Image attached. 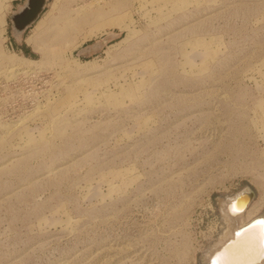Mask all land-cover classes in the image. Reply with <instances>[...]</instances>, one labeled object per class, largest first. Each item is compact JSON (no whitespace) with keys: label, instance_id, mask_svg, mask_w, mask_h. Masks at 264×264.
<instances>
[{"label":"rangeland","instance_id":"rangeland-1","mask_svg":"<svg viewBox=\"0 0 264 264\" xmlns=\"http://www.w3.org/2000/svg\"><path fill=\"white\" fill-rule=\"evenodd\" d=\"M0 0V264H201L220 200L264 212V0Z\"/></svg>","mask_w":264,"mask_h":264},{"label":"bare ground","instance_id":"bare-ground-1","mask_svg":"<svg viewBox=\"0 0 264 264\" xmlns=\"http://www.w3.org/2000/svg\"><path fill=\"white\" fill-rule=\"evenodd\" d=\"M246 192L248 189L239 192L232 198L220 200V212L227 222V230L218 242L204 252L202 261L207 260L216 252L214 260L216 264H264V253L260 249V228L261 222L264 221V212L250 220L263 216L260 223H254L235 238L233 236L236 229L250 222L243 224L241 220L253 199L249 203H246V200L233 202L236 197Z\"/></svg>","mask_w":264,"mask_h":264},{"label":"water","instance_id":"water-1","mask_svg":"<svg viewBox=\"0 0 264 264\" xmlns=\"http://www.w3.org/2000/svg\"><path fill=\"white\" fill-rule=\"evenodd\" d=\"M46 0H25L23 6L16 11L14 14L10 17L11 26L13 29V32L15 34H20L24 32L28 27H30L39 17V15L42 13L44 6H45ZM254 197V194L251 190L248 189V192L242 193L236 199L233 201L234 203H237L239 200H246V203H249ZM263 220V216H260L246 225L236 229L233 233L234 238L241 234L244 230L248 229L251 225H253L256 222H261ZM217 253L214 252L207 260L201 259V264H213V261L215 260V255Z\"/></svg>","mask_w":264,"mask_h":264},{"label":"snow or ice","instance_id":"snow-or-ice-1","mask_svg":"<svg viewBox=\"0 0 264 264\" xmlns=\"http://www.w3.org/2000/svg\"><path fill=\"white\" fill-rule=\"evenodd\" d=\"M260 249L261 252L264 253V221L261 222L260 228ZM213 264H216V262L213 261Z\"/></svg>","mask_w":264,"mask_h":264}]
</instances>
